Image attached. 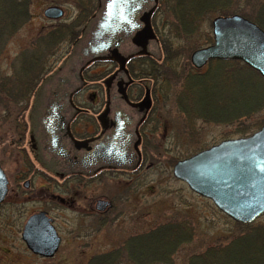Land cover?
Here are the masks:
<instances>
[{"label": "water", "instance_id": "1", "mask_svg": "<svg viewBox=\"0 0 264 264\" xmlns=\"http://www.w3.org/2000/svg\"><path fill=\"white\" fill-rule=\"evenodd\" d=\"M157 0H97V7L72 42L69 53L36 87L28 113L34 157L56 176L91 175L100 169H132L140 154L137 126L150 106L149 86L141 101L128 100L126 61L137 55L160 58L150 17ZM63 14L56 6L43 10L48 19ZM213 42L194 50L190 63L200 69L208 60L240 61L264 79V31L239 14L211 21ZM112 61L117 69L103 81L105 104L96 137L76 141L69 122L77 109L71 101L84 82L81 72L95 61ZM172 176L209 199L231 220L247 224L264 213V123L255 132L222 140L177 160ZM0 169V203L6 194ZM106 201H97L102 211ZM44 212L30 215L21 232L26 247L41 257L56 252L60 238Z\"/></svg>", "mask_w": 264, "mask_h": 264}, {"label": "trees", "instance_id": "2", "mask_svg": "<svg viewBox=\"0 0 264 264\" xmlns=\"http://www.w3.org/2000/svg\"><path fill=\"white\" fill-rule=\"evenodd\" d=\"M32 1L0 0V55L7 41L30 19ZM74 1L78 9L76 19L52 21L50 28L38 33L20 50L15 59L18 67L11 68L10 74L0 69V126L9 123L13 131L21 132L22 114L28 110L35 88L68 53L96 6V0ZM241 3L244 5L240 6ZM235 13L264 31V0H158L151 24L161 46L162 58L156 61L147 56L137 57L129 67L134 80L147 79L152 83L154 104L150 111L154 113L153 121L158 123L161 115L157 112L158 101L170 99L168 102L181 115L179 128L190 135H193L197 120L234 123L238 125L236 133L240 136L252 133L264 123L262 117L245 124L264 109V79L257 72L233 60H211L204 72L195 70L189 63L191 51L198 47L192 37L202 22L214 15ZM157 15L159 18L154 17ZM210 42L208 35L204 43ZM63 43L67 49L56 57ZM97 63L100 62L93 65ZM88 68L82 73L87 82L104 79L115 65L112 64L110 71L101 78L88 75ZM145 136L143 162L150 155ZM180 158L169 156V165ZM235 224L239 232L226 244L191 256L187 264H264V223ZM183 225L168 223L130 236L116 249L94 255L87 264H176L173 258L176 249L189 241L184 230L179 228Z\"/></svg>", "mask_w": 264, "mask_h": 264}, {"label": "rangeland", "instance_id": "3", "mask_svg": "<svg viewBox=\"0 0 264 264\" xmlns=\"http://www.w3.org/2000/svg\"><path fill=\"white\" fill-rule=\"evenodd\" d=\"M74 2L33 0L30 19L7 41L1 51V71L10 74L11 68L18 67L15 59L20 50L38 33L50 28L52 21L42 15L46 7H59L63 10L61 19L70 21L78 15ZM242 5L244 4L241 3L240 6ZM214 16L205 19L192 37L198 47L206 45L205 37L211 36V20ZM154 17L159 18V15ZM66 49L67 46L63 43L55 53L56 57ZM111 68V63L100 62L91 65L87 73L101 78ZM205 70L206 66L199 71ZM101 81L102 79L96 78L89 81L74 100L92 111L100 109V103L104 99ZM93 100L96 102L93 103ZM168 100L158 101L157 112L161 114V118L159 117L158 123L154 121V129H149L151 132L146 131L145 134L150 155L133 174L106 172L85 182V186L79 187L77 180H69L60 184L59 188L46 178L34 177L33 188L23 195L16 194L12 181L7 201L13 206L21 205V208L9 209L8 204L0 209V264H87L91 256L116 248L131 235L177 222L184 224L179 228L184 230L183 234L189 241L176 249L173 258L176 264H187V259L191 256L200 255L208 248L222 246L236 235L240 228L234 222L218 211L209 200L194 194L183 182L172 176L168 158H183L224 139L239 137L241 134L236 133L238 125L203 123L197 120L193 125V135H190L179 128L181 115L176 113ZM22 115L25 118L26 112ZM262 117L264 109L245 121V124ZM164 125L166 129L162 127ZM13 133L9 123L5 127L0 126V159L10 181L13 178L12 172L17 168L7 155L14 147L16 137ZM39 185L46 189L39 191L36 196L35 191ZM47 189L50 194L46 197ZM95 197L111 199L115 203V210L105 214L103 221L94 213H85L90 212L91 200ZM40 209L45 210L53 219L61 236L57 253L49 259L32 255L20 239L25 217ZM256 221L264 223V214Z\"/></svg>", "mask_w": 264, "mask_h": 264}, {"label": "flooded vegetation", "instance_id": "4", "mask_svg": "<svg viewBox=\"0 0 264 264\" xmlns=\"http://www.w3.org/2000/svg\"><path fill=\"white\" fill-rule=\"evenodd\" d=\"M137 58V57H135ZM134 59V57H133ZM133 59L131 58L129 60V62L126 65L128 74L131 77V83H129L126 86V95L127 98L130 102L132 103H137L139 102L143 95H144V91H145V85L143 84V82H139V80H134L132 79L131 74L129 73V67L132 66L133 64ZM150 91V99H151V104L148 107V110L144 116V118L140 121V123L137 126V132L139 135V143L137 145V149L140 151V157L137 163V165L139 166L140 163H144L143 162V153H142V145L143 142L145 141L144 136L146 134V131L151 132V130L149 129H154V113H152L150 111L152 105H153V94H152V83L150 85L149 88ZM75 97H73L72 101L74 106L77 108L76 113L74 114V116L72 117L70 123H69V130L71 133V136L76 140V141H83V140H87L93 137H96L97 135H99V133L101 132V123L98 119L99 115L102 112V108L104 106V99L102 100V102L100 103V109L96 110V111H92V109H89V107L86 106H82L81 104H79L78 102H76L74 100ZM96 101L93 100V103H95ZM26 112V116L24 118V120H22L21 122V132L14 130V135L16 137L15 142H14V147L12 148V151L10 149V153L7 154L9 156V158H11L12 160V164H15L17 166L16 169H14L13 173V178L10 181V178L8 177L5 168L2 166L3 165V161L0 159V169L3 172L5 179H6V194L5 197L3 198V200L0 203V209L2 207H7V205L9 204L7 199H8V194L10 192V187L12 186V181H14V187L16 189V194L17 195H23L24 193H26L27 191L29 192L31 189L33 188L31 187L33 185V178L37 177L38 179L40 178H46L48 179L52 184L54 183L55 185H57V188H59L60 184L65 183L69 180H77L78 181V186L81 187L82 185L85 186V182H88L94 178H97L99 176H101L102 174L106 173V172H123L126 174H133L139 167L137 166L135 169H128V170H123V169H100L98 171H96L95 173L91 174V175H82V174H78V173H74V174H68V175H64L62 177L56 176L53 173L49 172L48 170L44 169L42 167L41 164H39L34 157V150L32 148V142H29V136H28V120H27V111ZM23 125V126H22ZM46 188L42 185H39L38 188L36 189V196L38 194L39 191H43ZM47 194H50V190L47 189L46 190V197L48 196ZM106 201L108 203V205L106 206V208L102 211L97 210L96 208V204L97 201ZM16 208L17 210L21 208V205H12V203L9 204V209L11 208ZM20 207V208H19ZM115 203L111 200V199H107V198H102V197H95L94 199L91 200V205H90V212L86 211L85 213L88 214H92L94 213L97 216H100L101 220L103 221L104 218L103 216L105 214H107L110 211L115 210ZM37 212H44L45 215L51 220V224L54 227L56 234L59 236L60 241H59V245H58V249L59 246L61 245V236L58 233V228L55 227V225L53 224V219L48 216V213L45 210H37L32 212L31 214H29L28 216L25 217L22 226H21V230L23 229V226L25 224L26 219L32 215L35 214ZM84 213V216H85ZM82 215L80 214V217ZM87 218V217H86ZM84 224V223H83ZM21 233V231H20ZM131 236H135V235H131ZM130 237V236H129ZM63 239V238H62ZM24 244V243H23ZM25 246V244H24ZM25 248L27 249V247L25 246ZM57 249V251H58ZM27 251H29L27 249ZM56 251V253H57ZM32 255H34L31 251H29ZM55 253V254H56ZM40 259H45L42 257H39L37 255H34Z\"/></svg>", "mask_w": 264, "mask_h": 264}]
</instances>
